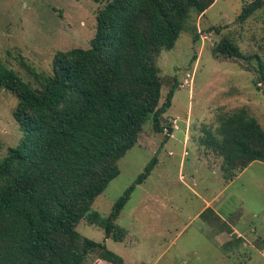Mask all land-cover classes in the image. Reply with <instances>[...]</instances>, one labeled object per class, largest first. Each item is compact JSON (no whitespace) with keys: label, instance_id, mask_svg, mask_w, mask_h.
I'll return each mask as SVG.
<instances>
[{"label":"rangeland","instance_id":"374dc122","mask_svg":"<svg viewBox=\"0 0 264 264\" xmlns=\"http://www.w3.org/2000/svg\"><path fill=\"white\" fill-rule=\"evenodd\" d=\"M254 1L216 0L205 15L193 14L176 46L158 58L160 106L173 85H179L161 118L167 129L156 132L152 117L146 122L136 146L118 162L120 175L77 228L83 238L105 244L124 264H264V163L254 162L227 180L222 158L203 143L221 116L240 109H247L264 128V86L254 85L255 66L217 52L228 39L246 56L264 54V5L245 22L238 21L243 7ZM105 4L0 0V60L37 87L20 64L49 76L57 52L89 49ZM17 103L0 88V162L23 137L13 116ZM152 161L151 175L136 186L116 222L127 232L124 242L106 238L102 222ZM93 213L100 218L97 223L90 220ZM87 264L108 263L94 253Z\"/></svg>","mask_w":264,"mask_h":264},{"label":"trees","instance_id":"16d2710c","mask_svg":"<svg viewBox=\"0 0 264 264\" xmlns=\"http://www.w3.org/2000/svg\"><path fill=\"white\" fill-rule=\"evenodd\" d=\"M101 3L104 0H93ZM216 0H106L97 15L89 49L59 51L49 76L22 62L37 87L0 60V88L17 99L13 116L23 137L0 162V264H87L89 255L108 264L124 260L77 228L95 200L120 175L118 162L138 143L152 117L156 132L171 108L177 83L160 106L162 51L173 49L193 14L203 16ZM264 5L243 7L245 22ZM195 41L197 30L192 31ZM217 52L253 64L254 85L264 86V54L246 56L223 39ZM205 147L222 158L225 179L252 163H264V128L247 109L219 118ZM155 161L117 200L102 224L105 236L124 242L116 222ZM92 223L100 219L91 214Z\"/></svg>","mask_w":264,"mask_h":264},{"label":"crops","instance_id":"0c3cea01","mask_svg":"<svg viewBox=\"0 0 264 264\" xmlns=\"http://www.w3.org/2000/svg\"><path fill=\"white\" fill-rule=\"evenodd\" d=\"M207 205H208V206H206V207H211V208H212V205H211V204L208 203ZM234 234H235V231H234L233 233L231 232V233H230V236H232V235H234Z\"/></svg>","mask_w":264,"mask_h":264}]
</instances>
